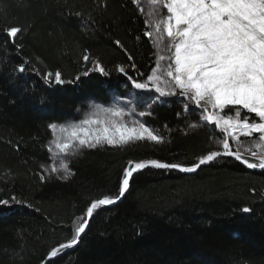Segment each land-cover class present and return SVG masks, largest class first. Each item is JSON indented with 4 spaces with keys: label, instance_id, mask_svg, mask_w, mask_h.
Masks as SVG:
<instances>
[{
    "label": "trees",
    "instance_id": "1",
    "mask_svg": "<svg viewBox=\"0 0 264 264\" xmlns=\"http://www.w3.org/2000/svg\"><path fill=\"white\" fill-rule=\"evenodd\" d=\"M106 5L104 0H0V199L15 195L26 202L0 205V264L45 262L51 248L72 238L77 217L92 200L119 194L129 161L191 165L207 151L220 150L221 130L200 120L199 108L184 111L188 101L177 95L152 104V115L142 117L165 143L85 148L67 158L74 173L68 180L40 181L41 165L53 163L46 148L49 124L75 119L87 98L108 104L113 90L120 97L136 91L144 101L150 96L115 70L123 65L141 80L155 66V50L142 34L144 19L132 0H106ZM12 26L25 29L17 39L20 52L4 43L9 40L4 29ZM85 50L111 75L92 72L55 86L44 82L47 71L73 80L91 68L82 60ZM25 60L28 71L20 73L17 67ZM133 62L136 69L129 67ZM192 123L200 126L190 129ZM8 170L11 176L5 175ZM50 259L52 264H264V170L229 157L195 173L145 168L133 175L119 203L96 210L78 244Z\"/></svg>",
    "mask_w": 264,
    "mask_h": 264
},
{
    "label": "snow or ice",
    "instance_id": "2",
    "mask_svg": "<svg viewBox=\"0 0 264 264\" xmlns=\"http://www.w3.org/2000/svg\"><path fill=\"white\" fill-rule=\"evenodd\" d=\"M17 2L22 3V0ZM132 2L144 19L145 31L142 34L155 50V66L146 76L138 72V75L144 76L141 80L129 76L123 65H117L115 70L128 77L134 89L155 93L149 97L151 103L146 104L148 110L140 111L138 115L150 117L152 104L161 102L162 98L184 97L188 101L184 111L190 105L199 108L200 120L221 130L223 138L216 141L220 150L207 151L191 165L157 159L129 161L123 171L119 194L92 200L84 214L77 217L78 223L73 229L72 238L51 248L47 254V264H52L50 258L78 244L96 210L120 200L129 190L133 175L145 168L195 173L201 166L229 157L248 169L264 170V0H148L151 8L147 12L139 6L141 0ZM104 6H107L106 0ZM76 16L81 17L82 13H76ZM88 20L91 21L92 17L89 16ZM24 32L22 26L5 28L4 34L9 40L4 43L11 42L17 52L22 51L23 45L18 44L17 39ZM136 39L139 40L140 36ZM114 43L127 53L120 40ZM128 59L133 60L130 54ZM82 60L85 64L90 62L92 66L73 80L64 79L59 70L45 72L42 79L49 86H55L76 83L82 76L87 77L92 72L105 77L111 75L100 59L91 57L87 50ZM162 61H166V64L162 65ZM29 63L25 60L18 65L17 71H28L26 65ZM129 67L136 69L134 62ZM225 110L233 115H227ZM135 111L133 108L126 113L118 105L104 107L94 104L79 123L49 124L53 139L46 148L50 156L59 158L61 163L59 166L55 162L41 165L40 181L46 182L53 176L68 180L74 173L66 158L78 156L85 148H125L141 142L165 143L166 138L144 122L125 120L126 115H133ZM199 126L197 123L188 125L190 129ZM241 137L251 141L245 148L247 155L239 147L234 149L230 143L234 141L239 145ZM5 175L11 176V170ZM252 191L255 192V189ZM10 202L26 203L15 195L0 199V205L8 206ZM27 207L33 205L27 204ZM242 211L248 213L251 209L244 207Z\"/></svg>",
    "mask_w": 264,
    "mask_h": 264
},
{
    "label": "rangeland",
    "instance_id": "3",
    "mask_svg": "<svg viewBox=\"0 0 264 264\" xmlns=\"http://www.w3.org/2000/svg\"><path fill=\"white\" fill-rule=\"evenodd\" d=\"M141 7H143L146 12L151 8V6L148 3V0H141ZM162 54L166 55V53H162ZM165 64H166V61H162V65H165ZM148 93L150 94L149 97L155 95V93H151V92H148ZM109 96H110L109 97L110 102L108 104L100 103L99 101H95L92 98L85 99L82 102L81 106L76 111V118L64 123L63 125L79 123L81 120H83L85 118V115L91 111V106L94 104H102L104 107H114V106L118 105L120 107H123L125 109L126 113L130 112L133 108H135V110H136L135 113L133 115H130V116L126 115L125 120H127V121H132V120L142 121V117H140L138 115V113L140 111H143V109H147L146 104H147V101L150 100L149 98L144 101L142 98L136 97V91L128 92L126 97H120L118 92H116V90H113L109 93ZM171 98H173V97H171ZM123 99H125V100H123ZM148 103H151V101H149ZM143 105L145 106V108H143V107L141 108V106H143ZM52 139H53V136H52ZM230 143L233 145L234 149L236 147H239L240 151L244 155H247L245 148L251 144V141L249 139L241 137V143L239 145H237L234 141H230ZM52 161L57 162L58 166L61 163V160L59 158H55V159L52 158Z\"/></svg>",
    "mask_w": 264,
    "mask_h": 264
},
{
    "label": "water",
    "instance_id": "4",
    "mask_svg": "<svg viewBox=\"0 0 264 264\" xmlns=\"http://www.w3.org/2000/svg\"><path fill=\"white\" fill-rule=\"evenodd\" d=\"M202 167V166H201ZM175 171H177V172H181V171H178V170H175ZM183 173H186V172H183ZM124 197V196H123ZM123 197L120 199V200H118L115 204H117V203H119L122 199H123ZM115 204H113V205H115ZM110 206H112V205H110ZM83 235V234H82ZM81 235V236H82ZM81 238V237H80ZM48 259V258H47ZM47 259L45 260V262H44V264H46L47 263Z\"/></svg>",
    "mask_w": 264,
    "mask_h": 264
},
{
    "label": "bare ground",
    "instance_id": "5",
    "mask_svg": "<svg viewBox=\"0 0 264 264\" xmlns=\"http://www.w3.org/2000/svg\"><path fill=\"white\" fill-rule=\"evenodd\" d=\"M182 173V172H181Z\"/></svg>",
    "mask_w": 264,
    "mask_h": 264
}]
</instances>
